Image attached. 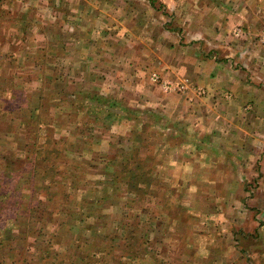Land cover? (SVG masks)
I'll use <instances>...</instances> for the list:
<instances>
[{"label":"rangeland","instance_id":"rangeland-1","mask_svg":"<svg viewBox=\"0 0 264 264\" xmlns=\"http://www.w3.org/2000/svg\"><path fill=\"white\" fill-rule=\"evenodd\" d=\"M146 11L151 13L150 17L146 16L142 22L138 14H146ZM131 14L137 17H131ZM152 14L156 16L152 17ZM183 21L184 19L174 20L173 12L170 13L167 4L160 0H0V195L7 198L5 213L14 209L15 202L20 199L21 194H34L35 198L42 200L45 196L50 197L55 213L44 230L53 234L59 232L61 235L56 238L57 242L53 239L54 243L49 246H46V236L42 238L44 241L39 238L37 242L30 243L31 253L46 250L49 254L46 262L51 264H67L69 260H75L68 256L81 254L78 259L83 264L82 260L88 254L82 252H91L92 243L100 244L99 239H104L103 235L106 241L112 238L118 222L128 213H131L129 215H132L130 216L132 220L137 215L138 220H143V224L137 223L136 227L140 236L143 235L140 238L141 242L145 241L148 232L153 234V230L150 229L153 224L151 205L148 206L144 201L140 206L149 208V211L141 212L137 210L139 207L134 205L124 208L112 204L114 198L108 197L103 205L101 203L98 207L102 208L101 218L97 222L88 218L92 206L87 204L88 197L83 195L93 184L78 179L81 176L80 169L72 166L77 164L79 157L73 155L70 150L73 149L72 143L79 139L89 141L86 134L91 129L104 130L111 126L112 120L106 117L105 112H99L97 120L91 121L92 118L87 116L80 117L83 112H87L85 109L76 115L68 110L66 107L72 106L73 100L80 107L81 99L75 98L74 94L83 90L82 86L74 85L73 81L69 80L86 82V90L93 93L96 90L103 95L109 94L110 89L114 91L116 80L122 82L126 77L129 64H135L141 68L133 70L136 73L138 70L141 71L144 84L149 87L153 73L159 76L158 80H161V76L164 78L168 76L169 69L166 63L172 59L173 48L176 47L177 50L184 45H190V42H186L188 37L185 36V29L180 25ZM140 29H144L143 34L138 31ZM146 49L149 52L143 55L141 51H147ZM182 54L183 51H177V56L181 55L184 59ZM143 57L145 62L140 63L142 60L139 58ZM123 58L131 60V63L128 64L126 60L124 62ZM124 81L129 80L126 78ZM123 89L125 96H122V90L112 92V95L123 103L132 105L136 93L131 89L134 91L136 89L126 87ZM86 90L84 91L87 92ZM90 104L92 107L103 108V105L92 102ZM129 116L134 119H122L120 126H115L114 135L127 133L131 127H139L137 126L140 124L139 118L137 117L138 122L135 123L137 119L135 115L131 116L130 113ZM147 117L148 115L144 114L142 119L150 126L151 119ZM89 119L91 129L86 132L88 128L85 127L84 135L78 132L79 136H76L74 132L81 130L83 122L85 126L88 125ZM110 134L103 133L98 150H106ZM156 139L159 138L156 136ZM156 139L154 137L144 139V143L150 142L145 144L148 150H152ZM166 153L164 152L163 157L168 156ZM69 157L72 160L70 165L66 163ZM75 157L77 159L74 162ZM166 162H169L168 157L163 158L162 165L167 169L169 163ZM48 168L52 172H49ZM40 177L42 179H39ZM238 183L241 191L235 194L230 206L220 210L223 212L224 229H221L216 221L218 229L212 231L210 223L214 221L205 214L204 216L200 214V211L206 212L212 207L211 202H215L209 199L212 197L209 193L214 192L211 188L214 184L209 186V189L194 190L197 188L194 182L193 192H199L202 197L190 198L193 200V211L196 212L192 223L201 221L205 223L204 227L195 226L197 229H203L200 234L192 236L195 244L191 246L151 244L153 252L146 254L140 264L156 262L166 264L167 252H175L172 254L174 256L172 264H184L187 255L178 256L180 248L192 251L194 260H186V264H255L250 258L248 241L252 234L249 222V209L252 205L249 204L248 192L253 182L246 177L235 183V187ZM182 184L183 182L174 188L177 196H179L177 190H185ZM199 187L206 186L200 183ZM221 187L222 184L218 186ZM190 190L191 188L187 187V192ZM240 193L242 207L238 219L236 204ZM179 199L174 200L175 205L180 203ZM216 204L218 206V203ZM82 205L84 206L81 207ZM92 216L94 218L95 214ZM44 218L46 221L47 216ZM104 223L108 232L102 230L101 236L94 235L93 232H98V229L91 226H100ZM20 230L21 228H13L11 234L18 236L21 234ZM176 231L178 232L177 229ZM187 231L189 233L188 227ZM154 233L158 242L165 237L161 226L154 229ZM152 234L148 235L149 241L156 240ZM240 236L241 244L236 242ZM208 237H211L210 243L206 240ZM221 237L224 239L223 244H220ZM81 238L83 240H80ZM220 245L224 249L222 254ZM21 247L20 242L15 244L12 241L3 246L8 253ZM236 250L240 251V255ZM8 253L0 250V256ZM197 254L200 260L195 259ZM236 256H241V259L237 260ZM37 257L38 255H34L27 259L35 263ZM9 262L5 258L0 264H13V261Z\"/></svg>","mask_w":264,"mask_h":264},{"label":"crops","instance_id":"crops-1","mask_svg":"<svg viewBox=\"0 0 264 264\" xmlns=\"http://www.w3.org/2000/svg\"><path fill=\"white\" fill-rule=\"evenodd\" d=\"M160 1L167 4L170 13L173 12L174 20L184 19L180 25L184 27L185 36L188 37L186 42H190V45H184L177 50L176 47L173 48L172 59L166 63L169 69L168 76L164 78L160 75L161 80L158 81L149 80V87L144 84L141 71L138 70L136 73L133 70L141 67L129 64L131 60L123 58V61L126 60L129 64L124 79L128 78L129 81L116 80L114 91L110 89L109 94L101 95L120 102L129 109L128 112H137L135 118H139L140 124L137 125L139 127H131L127 133L114 135L115 126H120L122 119H132L130 113H126V117H120L122 113H119L114 117L111 126L96 132L91 129L92 131L86 134L89 139L92 133L94 135L95 143L91 145L90 150L79 153L74 146L70 151L77 158L79 157V161L83 157L89 161L83 170L86 180L111 181L112 170H123L120 157L124 158L127 167L140 173V176L137 175L139 185L135 193L125 183L129 180L128 176L124 179V183H120L119 187L114 189L116 190L114 194L113 189L111 190L114 198L112 204L120 207L134 205L139 207L137 210L141 212L149 211V208L140 206V203L144 201L148 206L151 205L153 224L150 229L153 230V234L152 232L146 234L148 244L157 243L163 246L195 244L192 236L195 237L203 230L195 226L204 227L205 223L203 221L192 223L196 212L193 211V200L190 198L202 197L199 192H193L194 182L197 187L194 190L209 189V186L214 184L211 186L214 192L209 193L212 196L209 199L215 202L210 201L212 207L206 212L201 210L200 214L203 216L205 214L214 221L210 223L212 231L218 229L215 225L216 221L220 224L219 227L224 229L223 212L220 210L230 206L235 194L241 191L240 183L236 187L235 183L248 177V180L253 182L248 192L249 204L252 205L249 209V222L252 227L250 230L252 234L248 239L250 258L255 264H264V40L262 39L264 0ZM150 14L146 11V14L142 13L138 16L143 22L146 16L150 17ZM131 17L137 16L131 14ZM138 31L144 33V29ZM146 50L141 51L143 55L149 52L148 49ZM177 51H183L184 59L181 55L177 56ZM139 59L142 60L140 63L145 62L144 57ZM165 80L172 82V85L179 83L182 88L167 90L163 87ZM69 81L83 88L81 93L75 92V98L81 99L82 101H79L82 103L84 100L90 102L89 99H84L83 95L84 90L87 89L86 82L75 79ZM124 86L127 89H136V91L131 89L136 93L132 105H127L112 95V92L120 90L123 91L122 96H125ZM88 93L100 94L96 90L94 93L89 90ZM72 103L74 106L66 108L76 115L79 108L75 100ZM109 104L110 102H105V108L103 107L106 112L110 110ZM80 109L84 108L80 107ZM120 112L126 111L120 110ZM143 112L154 114V117L150 118L151 126H143ZM138 118L135 119V123L138 122ZM85 127L83 125L82 129ZM78 132L80 131L74 132L76 136H79ZM103 133H111L107 148L98 150ZM152 137L156 140L152 150H148L145 144L150 142L144 143V139L148 140ZM134 147L138 148V151H133ZM164 152H167L168 156L165 157L169 160L166 162L169 163L167 169L162 166ZM113 154L116 156L114 157ZM136 154L139 161L138 158L135 160ZM107 157L111 163L109 166ZM66 163L69 165L72 163L70 157L67 158ZM103 164L108 166L106 168L108 171L104 172ZM138 164L139 168H135ZM131 174L132 172L129 173L130 176ZM181 182L185 190H177L179 195L177 196L174 188ZM200 183H204L206 187H199ZM221 184L223 187L218 188ZM187 187L191 188L189 192ZM239 195L236 204L238 219L242 207L241 193ZM177 198H180V203L175 205L174 200ZM139 221L143 224V220ZM159 226L165 236L161 242H158L154 233V229ZM150 234L154 235L156 240L149 241ZM206 240L210 243L211 237ZM223 241L221 237L220 244H223ZM236 242L242 243L241 236ZM223 252L224 249L221 247L220 253ZM237 252L240 255V251ZM174 253L167 252L168 257L164 258L166 264H172ZM180 254L187 255L184 264L186 260H194L190 250L180 248L178 256ZM240 257L237 260H240ZM195 259L200 260L199 254ZM210 259L213 258H207Z\"/></svg>","mask_w":264,"mask_h":264},{"label":"trees","instance_id":"trees-1","mask_svg":"<svg viewBox=\"0 0 264 264\" xmlns=\"http://www.w3.org/2000/svg\"><path fill=\"white\" fill-rule=\"evenodd\" d=\"M83 95L84 99H89L90 102L84 100L83 103L80 102L79 104L80 107H83L87 112H83L84 109L81 110L80 107L77 106L79 108V112L84 113L80 115L81 118L87 116L88 118H92L91 121H95L97 120L96 116L99 112H105L106 117L114 121V117H117L119 113H122L120 114V117H126V113H132L134 115L137 114V112H128L129 109H127L126 106H123L120 102H116L113 99L111 100L110 97H106L101 94L88 93V91H84ZM91 102L96 103L97 105H103L104 108L105 102H110V110L106 112L104 108L92 107L90 104ZM84 104L86 105V107ZM120 110L126 112H120ZM85 113H87L88 115ZM143 114H147L149 118L154 117V114L151 112H143ZM84 123L85 122H83V124L81 125L83 126ZM88 123L89 124L86 125L87 128L91 127L90 119L88 120ZM148 124V122H145L143 126H149ZM87 131H89V129H87L86 132ZM93 131L96 132V130ZM84 132L85 129L81 128L80 135H83ZM93 137L94 135L92 133L89 141L86 140V142H84L79 139L76 142L72 143V146H76V151H78L79 153L82 151H88L90 150L91 145L95 143ZM137 137H139V135H137ZM133 151H138V148L136 149V147H134ZM113 155L114 157L116 156L115 154ZM137 158L138 154L135 155V160ZM109 161V157H107L108 166L109 164H111L109 163ZM137 161H139V158L137 159ZM120 162L123 165V170L115 171L111 169L113 171L111 174V181L86 180L83 175V170L89 164V161L84 157L81 158L80 161L78 160L77 164L72 166L74 168L80 169L81 176L78 179H81L82 181L85 180L88 184H93L91 188H87V192H85L86 194L84 193L83 196H86V198L88 197L87 204L92 206L90 208V211L88 210V218L92 219V221L94 222H97L98 219H100L102 216V214H100L102 208L100 209L98 207L101 206V203L103 205L108 197H113L111 195V190L113 189L112 193L114 194L116 192V190L114 189H117L120 183H124V179H126L127 176L129 177V180H127V182L125 183L128 184V188L132 189L133 193L137 191V187L139 185V178H137V175L140 176V173L135 172L133 169L127 167V165L124 163V158L120 157ZM108 166L103 164L104 172L108 171L106 169L108 168ZM92 167H97V165H92ZM135 168H139V164L135 166ZM43 171L45 173V170ZM48 171L52 172V170H50L49 168ZM130 172H132L131 176L129 175ZM104 174L107 175V173ZM39 179H42V177H40ZM98 189H100L101 191L95 192V190ZM19 198L20 199L15 202L14 209H12L10 212L5 213V209H7L6 206L8 205L6 203L7 198L5 197V195H0V250H5L6 253H8V250L6 248H3V246L6 245L9 241L14 242L15 244L20 242V244L22 245V247L17 249L16 251H10L8 255L0 256V263H2L5 258H7L10 262L13 261V264H51V262H46V258L49 256L46 250L34 251L33 253H31V248L29 246L30 243L37 242L39 238H41L42 240L43 236L47 237L46 246H49L54 243L53 239H55V242H57L56 238L61 236L59 232L53 234L44 230V227L49 222H51V217L55 213L51 198L45 196L42 200L41 198H35L34 194H21L19 195ZM83 206L84 205H82L81 207ZM123 207L125 208L124 205ZM93 213L95 214L94 218L92 216ZM129 214L131 213L125 215L126 217L118 222L117 228L115 229L112 238L106 241V238L103 235L104 239H99L100 244L92 243L91 252H82L88 254L84 258V260H82L84 261L83 264H91V261H98V264H131L133 262H137L138 264H140V262L144 260L146 254L153 252L152 245L150 243L148 244V240L145 239V241L143 242H141L140 240L143 235L140 236L141 234L136 228L138 226L137 223H139L138 215L134 218V220H132L130 219V216L132 215ZM44 216H47L46 221ZM44 222L45 224H43ZM130 222H136V224L133 225ZM105 225L106 224L104 223V225L100 226H91L92 228L98 229V232H93V234H97V236L99 237L101 236V233L108 232L106 228L107 225ZM139 226L142 229L140 224ZM13 228H21V230L19 231V233L21 234L18 233V236H13L11 234ZM69 228H71V225H69ZM77 240H79V237ZM80 240H83V238H81ZM34 255H38V257L35 258V263H31L30 260L27 259V257H31ZM80 255L81 254L75 253L74 255L68 256L70 258H74L75 260H69L67 264H81L78 259Z\"/></svg>","mask_w":264,"mask_h":264},{"label":"built area","instance_id":"built-area-1","mask_svg":"<svg viewBox=\"0 0 264 264\" xmlns=\"http://www.w3.org/2000/svg\"><path fill=\"white\" fill-rule=\"evenodd\" d=\"M262 39L264 40V35L262 36ZM158 79H159V76L156 73H153L151 80L158 81ZM171 83L172 82L165 80L163 87H165V89H167V90L182 88L181 84H179V83L173 84V85Z\"/></svg>","mask_w":264,"mask_h":264}]
</instances>
